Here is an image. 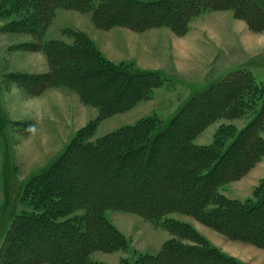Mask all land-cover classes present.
<instances>
[{
    "label": "rangeland",
    "instance_id": "374dc122",
    "mask_svg": "<svg viewBox=\"0 0 264 264\" xmlns=\"http://www.w3.org/2000/svg\"><path fill=\"white\" fill-rule=\"evenodd\" d=\"M11 1L15 0H0V7L10 6ZM32 1L16 0L6 18L3 10L0 13V264L73 263L85 246L75 223L86 226L77 217L91 214L90 203L121 233V241L115 249L95 248L86 259L103 264H170L165 256L159 261L142 260L159 255L164 243L176 236L159 223L156 213L167 206L198 202L211 184L204 189L200 182H178L177 170L192 173L178 165L186 155L181 151L186 139L179 131L183 128L196 146L210 147L224 128L217 144L221 148L255 114L240 106L234 114H213L216 110L209 101L228 94L227 87L192 107L172 138L156 141L151 152L144 147L149 139L127 143L124 137L130 129L124 128L148 116L168 124L192 96L237 71L250 72L264 86V19L246 6L235 17L239 4L207 0L215 10L194 19L185 34L183 24L169 20L166 10L158 17L148 8L137 9L122 0H100L86 9L46 12L38 18L45 25L43 34L30 33L31 26L27 32L25 26L8 31L6 25L22 16L36 25L30 8L36 0ZM252 1L264 10V0ZM149 17L152 27L144 22ZM47 41H59L63 48L59 51L67 58L52 84L49 79L56 65L37 48ZM91 46L114 65L158 72L166 86L138 96L136 88L148 81L126 80L96 65ZM83 55L86 60H81ZM257 126L264 141V124ZM122 128L124 135L98 144V139ZM249 145L242 139L229 158L219 162L220 157H215L199 170L208 172L217 165L209 175L212 181L239 170L217 184L231 201L255 198L264 182V145L250 158ZM92 146L99 149L92 151ZM59 158L56 170L42 179L46 190L37 202L38 186L32 179ZM209 206L208 202L205 207ZM22 212L44 215L15 221ZM259 212V217L251 214L247 220L227 222L228 230L247 233L244 236L254 244L202 222L191 212L169 211L168 218L194 230L193 238H178L185 247L179 248L178 261L223 264L216 253H205L211 246L242 264H264V204ZM73 218L75 223L67 221ZM101 227L96 226V233ZM63 232L66 239L59 235ZM78 236L81 243L75 240Z\"/></svg>",
    "mask_w": 264,
    "mask_h": 264
},
{
    "label": "trees",
    "instance_id": "16d2710c",
    "mask_svg": "<svg viewBox=\"0 0 264 264\" xmlns=\"http://www.w3.org/2000/svg\"><path fill=\"white\" fill-rule=\"evenodd\" d=\"M96 1L100 0H36V2L33 0L32 2H35L30 7L32 10V15L37 17L36 25L29 21V19H24L22 16L21 18L17 19L16 21L10 22V24L6 25V29L8 31H19L20 27L23 28V26L26 27V32L29 30L28 26L30 27V30L32 34L35 35V33H41L43 34L45 25L43 23H40L38 21V18L40 16H44L45 13H50V10H54L55 8H66V9H86L90 4L95 3ZM125 3L132 5L133 7L139 8H148L151 12H153L152 16H155V14L162 13V9L166 10V12L170 13L169 20H179L181 24H183V31L186 34L189 30L190 23L202 16L203 14L207 12L214 11L215 8L213 6H210L207 4V0H122ZM221 3H235L239 4V7L236 11L233 12V15L236 17L237 11L241 9L243 6H246L250 9L251 13H256L257 16L262 17L264 19V10L254 1L252 0H220ZM23 2V1H22ZM24 3V2H23ZM16 4V0L13 2L11 1L10 6L6 5V7L2 6L0 7V13L1 10L3 15L2 17H8L10 14L13 13L14 7ZM44 6L46 8H44ZM242 6V7H241ZM8 7V8H7ZM48 8V11H47ZM253 11V12H252ZM162 12V13H161ZM44 13V14H43ZM249 13H247L248 15ZM27 15V14H26ZM159 15V16H160ZM29 16V15H27ZM158 16V17H159ZM250 16V14H249ZM1 18V17H0ZM153 19V18H152ZM143 22V21H141ZM144 22L146 23V26H153V21L149 17L148 19H145ZM158 22V21H155ZM262 22V21H261ZM171 28L174 27L173 22H171ZM176 24V22H174ZM263 23V22H262ZM32 24V25H31ZM28 28V29H27ZM17 29V30H16ZM21 30V29H20ZM41 34V36H42ZM61 43L59 41H47V42H40L38 44V49L41 51H44L50 58L51 61L56 65L52 71L51 78L49 81L52 83L58 81V72L61 71V63L63 61L67 60V58L64 57V52L59 51V48H62L60 45ZM63 49V48H62ZM61 49V50H62ZM68 52H71L68 50ZM91 52L95 59H97L98 62H96V65H99L111 72H115L117 76H120L126 80H133V79H145L147 82H143L142 85L136 88L138 96L142 95H148L149 89L153 88H163L165 85V78L159 74L158 72H151V71H141L134 69L131 65H121L117 66L112 64L109 60H107L104 56L100 54L97 47L91 46ZM85 55L81 56V60H86ZM88 61V59H87ZM95 64V62H94ZM101 69V68H99ZM65 73V72H64ZM228 87V94L221 96V99H215L212 101H209V106L211 108H214L216 112H213V114H220L222 112H228L230 114H234L237 110V108L240 106L243 107L245 111H251V113H254L255 116L252 118V120L248 123V125L242 129L240 132H233V139H229V141L223 140V142H226V144L218 148V139L221 134L224 133L225 129L222 128L218 130L217 134L215 135V143L213 146L210 147H198L196 146L192 140L189 139V135L185 133V130L183 128L181 129V132L179 131V134L181 136H185L186 143L184 146V149L181 150L184 151L186 155H184L183 161L179 160L178 165L180 164L181 168H189L192 173L191 174H184L183 171L177 170L175 172L177 175L176 178H178V182H182L183 184H188L189 182H192L194 185H196V182H200L201 186L206 189V185L210 182V186L208 185V192L204 195L199 196L198 202H192L187 203L186 205L179 203L176 205L167 206L163 209V212L156 213L157 219L159 223L164 226L165 229L173 230L176 232L175 238L170 239L169 241L165 242L163 245L162 252L159 255H149V256H143L142 260L148 259L152 261H159L164 256L171 260L170 264H180L181 262L178 261V253L179 248L183 247V245H180L178 243V238L180 237H192L191 232L194 230L187 224L176 222L170 218L167 217L166 213L173 210H182V211H188L192 214H195V216L198 217L199 220L202 222H205L209 225L214 226L215 228H218L219 230H224L225 232H228V234H232L236 237H239L240 240H247L251 243L256 244V241L253 240L251 237L244 236L247 233H242V231L237 234L233 233L232 230H228V221L229 219L233 220L234 218L237 221H241L243 218L246 217L245 220H247V217L251 214H254L257 217L260 216V209L262 208L264 204V182H261L259 187L257 188V191L255 192V198L241 203L238 201H231L227 199L223 194H221L217 189L218 183L225 182L228 178H232V176L238 175L237 170L234 174H226L218 181H212L209 177L210 174H212L216 170V166H214L212 169L203 172H199L200 168L205 166L215 157H220L219 162L223 161L226 158H229L233 152V150L236 148L237 144L243 139L247 144L249 145V151L246 152L248 154L249 158L257 152L260 153L262 145H264V141H262V137L260 136L261 131L259 130L257 124H264V86L258 84L252 74L247 71H237L234 73L229 74L226 78H224L222 81L217 83L216 85L210 87L209 89H206V91H203L201 93H198L194 96H192L184 105L182 108L178 110L176 115L171 119V121L168 124H161V120L158 119L156 116H148L145 117L137 122L136 125L133 127H128L124 129H130V133L124 137V139L127 138V143L134 142L137 139H149L147 143L144 145V147L148 148V150L151 152L153 150V146L156 141H160L162 139L166 138H172L175 131L178 129L177 127L182 123L183 119L191 110L192 107H194L196 104L201 103L203 100L208 99L216 94H218L222 89H225ZM213 109V110H214ZM214 110V111H215ZM213 116V115H212ZM150 128V129H149ZM152 128V129H151ZM232 128V127H230ZM121 130L114 131L104 137H101L98 139V144L101 143V145L107 143L112 138H115L117 136L121 135ZM226 134V133H225ZM224 134V135H225ZM188 137V138H187ZM176 139V138H175ZM177 141V140H176ZM133 144V143H132ZM100 145V146H101ZM99 149L98 146H92L91 150H97ZM138 150V149H136ZM135 151V150H134ZM63 157V154L62 156ZM60 157V158H61ZM60 158L57 162L52 163L48 168L43 170L41 173L37 174L33 177L32 182H34V186L37 185L38 189V196L39 198L36 200L38 202L41 197H44L46 186L45 183L42 182V179L47 178L48 176H51L52 172L56 170V164L60 161ZM251 160V159H250ZM249 162V161H248ZM247 164L243 162L242 166H245ZM59 166V165H57ZM247 166V165H246ZM58 168V167H57ZM196 172L197 174H195ZM176 184L177 181H173V184ZM216 187V188H215ZM263 187V188H262ZM203 189V188H202ZM207 201V202H206ZM58 202V201H55ZM206 202V203H205ZM210 203L211 206L205 207L207 203ZM90 211L91 214H86L84 216L77 217L78 220H81L82 222H85L86 226L82 228L78 223H75L76 219H69L67 221H73L78 230V234L84 235L83 238H80L79 236L75 238L76 241L84 242L85 246L84 249H81V254L79 258H77L73 263L70 264H103L94 262L91 259H86L87 254L94 250L95 248H108V249H115L116 244H119L118 241H121V233L116 231L114 226L109 224V222L106 220L104 215L99 214L95 210V206L93 203H90ZM97 214V217L93 216V213ZM161 211V210H160ZM44 214H36V213H20L16 220L22 221H29V220H35L38 218V216H43ZM151 219L156 221V218L151 215V213L148 212V215ZM264 216V215H263ZM218 217L223 218L222 220H217ZM256 217V218H257ZM250 221V219H248ZM101 225V230L99 233H96L95 229L96 226ZM231 231V232H230ZM64 234H59L62 236V238L65 237ZM68 233V232H67ZM70 233V232H69ZM95 233V237L93 235ZM71 234V233H70ZM77 234V235H78ZM72 235V234H71ZM86 236V237H85ZM195 237V236H194ZM67 237H65L66 239ZM198 238L204 240L201 236ZM79 242V243H81ZM259 244V243H258ZM263 245V244H259ZM82 247V245H81ZM194 248V247H193ZM205 253H216L214 256L216 259H219L223 264H242L230 257L225 256L221 252L217 251L211 246H208L207 249H204ZM169 264V263H168Z\"/></svg>",
    "mask_w": 264,
    "mask_h": 264
},
{
    "label": "crops",
    "instance_id": "0c3cea01",
    "mask_svg": "<svg viewBox=\"0 0 264 264\" xmlns=\"http://www.w3.org/2000/svg\"><path fill=\"white\" fill-rule=\"evenodd\" d=\"M100 49V48H99ZM112 224H113V222H112ZM163 229V228H162ZM101 263H103V262H101Z\"/></svg>",
    "mask_w": 264,
    "mask_h": 264
}]
</instances>
